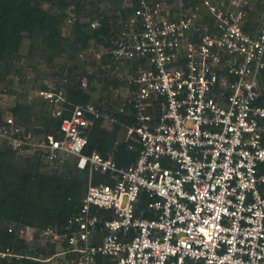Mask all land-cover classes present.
Returning a JSON list of instances; mask_svg holds the SVG:
<instances>
[{"label":"built area","instance_id":"obj_1","mask_svg":"<svg viewBox=\"0 0 264 264\" xmlns=\"http://www.w3.org/2000/svg\"><path fill=\"white\" fill-rule=\"evenodd\" d=\"M200 1L176 15L160 0L126 1L121 28L95 60L134 63L129 107H68L65 91L38 89L56 120L44 134L0 112L1 144L52 164L74 157L89 173L72 230H43L47 241L66 240L55 255L73 253L76 264H264V20L253 30ZM107 124L125 126L138 151L131 164L85 151L89 126Z\"/></svg>","mask_w":264,"mask_h":264},{"label":"trees","instance_id":"obj_2","mask_svg":"<svg viewBox=\"0 0 264 264\" xmlns=\"http://www.w3.org/2000/svg\"><path fill=\"white\" fill-rule=\"evenodd\" d=\"M40 0H0V81L5 79L9 73L8 67L20 56L16 55L24 35L33 39V46L37 43H56L63 47L67 41L61 36L62 23L66 14L51 13L35 5ZM53 5H62L64 11L72 5H77L79 12H83L86 0H47ZM199 1V0H194ZM129 9L121 7V13L126 16ZM93 18L89 21L78 20L75 25L76 40L75 45H88V41L95 38L104 41L102 35L107 36L106 44L114 35H110V27L101 25L98 29L92 28ZM106 40V39H105ZM74 45V44H73ZM75 47L76 53L74 65L69 67L61 66L59 75L66 73L69 75L78 69L84 74L86 62L79 57L80 47ZM93 65L99 64L97 61ZM102 71V70H101ZM95 76L90 75L93 79ZM262 99L264 101V69L261 72ZM67 106L80 102H91V96L81 89L69 88ZM130 106V104H129ZM18 112L17 109H15ZM41 114V113H40ZM40 116H37L39 119ZM26 121L30 117H24ZM123 122L127 121V114H121ZM121 125H115V131L107 137L97 125L89 126V145L86 152L94 150L100 151L103 155L114 153L115 159L120 166L131 164L137 157L138 151L131 150L126 142L115 145ZM27 152V151H25ZM52 164L42 159L40 154L27 156L20 154L5 145L0 147V247L4 251L10 249L13 255L7 264H45L37 261V251L32 247L20 246L14 238L13 228L9 224L13 222H24L26 224L41 228V232L53 225L60 233H67L72 230L68 220L76 215L80 209L81 202L87 190L86 172L63 175H47L41 171V167ZM69 166V165H68ZM88 173V172H87ZM89 174V173H88ZM97 181L105 180L107 176L96 174ZM12 229V230H11ZM58 250L53 253L58 254L66 249L67 243L63 239L55 242ZM64 259L73 261V253H63ZM98 264H104L103 258H99ZM46 262V261H42ZM1 264V263H0Z\"/></svg>","mask_w":264,"mask_h":264},{"label":"rangeland","instance_id":"obj_3","mask_svg":"<svg viewBox=\"0 0 264 264\" xmlns=\"http://www.w3.org/2000/svg\"><path fill=\"white\" fill-rule=\"evenodd\" d=\"M86 1L83 12H79L77 5L69 6L68 11L65 12L62 5H53L47 0L36 2L35 5L53 14H66L62 23L61 36L66 37L67 41L62 48L56 43H46L44 45L37 43L36 46H33V39H29L27 34H23V40L16 54L20 58H16L9 65V73L5 79L0 81V112L13 113L25 126L40 134L55 131L56 120L52 117L49 103L45 99L36 97L38 89L63 90L68 94L69 88H78L91 96V102L106 110L129 107L134 88L128 81L127 70L129 69L132 72L134 69L132 64L134 63L120 64L117 67V64H110L109 62L105 65V68L99 64L93 65L92 62L96 61V53L108 46L105 42L108 39L107 36H101L104 41L95 38L89 40L87 47L82 46V44L77 46L75 45L76 33L74 28L78 20L89 21L93 18V21L98 22V25L96 27L92 26V28L98 29L101 25L109 26L110 35H115L117 30L121 28V7L125 6L126 1L129 0ZM160 1H162V11L164 13L169 10L171 15H176L181 10L183 3L186 4L187 1L191 0ZM211 2L219 9L225 12H233L237 17H241V22L253 30L259 29L264 20V0H211ZM198 3H201V1L199 0ZM200 9L202 14H210L206 7L201 6ZM74 46L80 47L81 54L79 57L86 62L84 66L86 72L82 74L76 69L70 75L66 73L60 76L59 69L61 66L69 67L75 63V59L72 58L73 54L76 53ZM90 75L95 77L90 79ZM83 81H86L87 84L84 85ZM37 116H40V118L37 119ZM24 117H30L29 123ZM107 125V127L98 126L104 132L105 137L115 131V125ZM125 135V126L121 125L115 142L116 146L121 142H125ZM20 154L33 156L37 152L27 151L20 152ZM110 154L115 156L113 152ZM41 171L50 176L55 174L59 176L63 174H83L86 172L88 185V171L79 169L75 164L74 157L67 159L64 164H47L45 167H41ZM9 226L13 228L14 238L20 243V246L24 248L29 246L38 252L37 261L45 264H75L73 261L53 253L54 249L58 250V246L55 242L43 238L41 228L21 221L13 222ZM0 251H2L1 247ZM9 258H4L0 252L1 264L10 262Z\"/></svg>","mask_w":264,"mask_h":264}]
</instances>
